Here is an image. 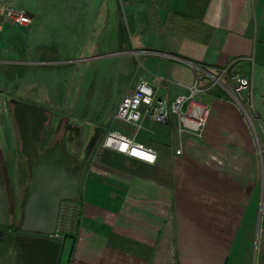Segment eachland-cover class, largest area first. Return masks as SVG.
<instances>
[{
    "label": "crops",
    "instance_id": "obj_1",
    "mask_svg": "<svg viewBox=\"0 0 264 264\" xmlns=\"http://www.w3.org/2000/svg\"><path fill=\"white\" fill-rule=\"evenodd\" d=\"M117 2L123 12L129 3L131 19L129 36L119 24L124 38L112 48L133 54L139 66L112 107L91 112L96 133L80 157L79 215L73 233L59 229L64 240L57 264L68 241L67 264H264V0ZM9 5L31 7L25 0H0V84L20 68L42 92L55 91L48 81L62 69L73 78L78 65L41 59L42 18L29 12L31 26L14 24L4 17ZM108 20L99 15L93 34ZM235 58L231 70L243 65L239 73L252 80V100L242 106L223 76L222 84L200 95L210 108L200 134L180 130L175 116L164 123L145 117L141 127L114 118L118 102L140 80L171 100L187 94L199 75L200 86L210 85L207 74L218 75ZM111 132L151 148L156 160L105 145Z\"/></svg>",
    "mask_w": 264,
    "mask_h": 264
},
{
    "label": "rangeland",
    "instance_id": "obj_2",
    "mask_svg": "<svg viewBox=\"0 0 264 264\" xmlns=\"http://www.w3.org/2000/svg\"><path fill=\"white\" fill-rule=\"evenodd\" d=\"M25 2H29L31 6L28 12L34 15L35 19L42 18L41 22L43 21L42 36L37 37L42 39L44 44L39 51V57L43 60H67L70 64L78 65L79 72L72 70L75 74L72 78L62 69V74L59 73L48 81L56 89L55 91L50 89L49 93L42 92L40 90L42 85L37 81L25 80L20 68L11 69V74L16 77L10 81L3 78L4 82L0 84V141L2 151L8 154L9 177L16 201L15 222L19 217L25 193L27 171L19 154V136L13 120V105L17 101H33L44 105L48 110L50 125H61L57 139L74 145L75 149L79 150L77 156L81 157L87 150L89 138L96 133L93 123L96 122L97 116L92 117L94 109L112 107L124 93L125 85L132 80L135 69L139 66V63L133 62L135 59L133 54L128 55L122 49L119 51L112 48L116 44L114 41L119 38L123 41L124 38L116 29L119 24L125 28L129 36L131 16L127 13L128 2L124 5L125 12L120 9L117 0H25ZM38 10L41 16H38ZM99 15H109L108 24L101 34H93L91 25H94ZM130 49L133 51L131 46ZM130 59L133 68L128 62ZM83 70L86 73L81 75ZM230 88L234 90V85L230 84ZM77 129L79 133L76 132ZM49 131L50 129L47 133ZM78 215L76 201H64L60 213V232L73 233ZM70 245V241L63 245L60 264H67V251ZM13 251L12 249V255ZM0 264L15 263L13 259H9L0 260Z\"/></svg>",
    "mask_w": 264,
    "mask_h": 264
},
{
    "label": "water",
    "instance_id": "obj_3",
    "mask_svg": "<svg viewBox=\"0 0 264 264\" xmlns=\"http://www.w3.org/2000/svg\"><path fill=\"white\" fill-rule=\"evenodd\" d=\"M238 71L243 72V65ZM14 110L23 136V149L30 161V179L15 228L43 235L21 244L23 252L29 256L27 264H57L64 240L57 234L61 206L64 201L79 198L84 161L77 156L79 150L74 145L61 140L34 154L49 116L44 109L25 102H18ZM0 193L3 198L1 187ZM6 208L4 203L0 215L3 210L7 214ZM19 239L23 237L17 236L16 241Z\"/></svg>",
    "mask_w": 264,
    "mask_h": 264
},
{
    "label": "built area",
    "instance_id": "obj_4",
    "mask_svg": "<svg viewBox=\"0 0 264 264\" xmlns=\"http://www.w3.org/2000/svg\"><path fill=\"white\" fill-rule=\"evenodd\" d=\"M126 1L128 0H119L120 3ZM4 17L20 26H31L34 22L33 16L27 10L13 5L6 7ZM239 60V58L233 59L227 66L219 70L218 75L207 74L211 79L208 86H200V80L203 76H197L194 83L189 86L187 94L178 95L171 100L159 97L149 82L140 80L134 90L123 96L118 102L114 118L141 127L145 117H149L154 122L164 123L175 116L180 124V130L200 134L210 112L209 106L201 100L200 95L208 92L216 85L222 84L221 78L223 76L227 77L229 85H234L233 94L242 106L251 102L253 94L251 78L231 70L232 65L237 64ZM104 143L107 146L115 145L120 152L139 160L147 162L156 160V153L151 148L115 132L109 133ZM180 151L177 152L180 153Z\"/></svg>",
    "mask_w": 264,
    "mask_h": 264
},
{
    "label": "flooded vegetation",
    "instance_id": "obj_5",
    "mask_svg": "<svg viewBox=\"0 0 264 264\" xmlns=\"http://www.w3.org/2000/svg\"><path fill=\"white\" fill-rule=\"evenodd\" d=\"M18 102L22 101H17L13 105L12 109V114H13V120L14 124L17 127V132L19 136V145H20V150L19 154L23 158V163L26 166V173H27V183L25 186V190L28 186V182L30 179V161L29 158L27 157L25 150L23 149V136L20 132V128L18 126V123L16 121V116H15V105ZM26 103V102H25ZM30 104V103H29ZM39 107V106H38ZM40 108V107H39ZM47 111V109H45ZM61 128V125L59 124L58 126H51L49 123V119L46 121L42 132L40 134V137L37 141V148L35 149V153L37 154L38 152L44 151L48 146L54 144L56 141H58L59 138V129ZM50 129L49 133H47V130ZM7 152L2 151L0 147V187L2 188V192L4 194V197L2 198V195L0 197V208L2 209V206L4 203L6 204L7 208L6 210L8 211L7 214L3 210L1 215H0V254H3L6 252V250L11 248L14 250V263L15 264H27L29 256L27 255L26 252H23L21 244L23 242H28L33 238L43 236L42 234L38 233H31V232H22L18 231L15 226L20 218L21 214V208L19 211V217L17 221L15 222V211H16V201L14 198L13 189L11 186V180H10V166L8 164V159H7ZM21 159H19V162ZM1 194V193H0ZM24 197V195H23ZM23 201V199H22ZM22 204V202H21ZM21 207V205H20ZM62 207V206H61ZM9 213V214H8ZM61 213V211H60ZM2 222V223H1ZM59 223H60V215H59V222H58V228H57V234H59ZM61 235V234H59ZM20 236L23 237V239H19V241H16V237ZM62 248V246H61Z\"/></svg>",
    "mask_w": 264,
    "mask_h": 264
},
{
    "label": "trees",
    "instance_id": "obj_6",
    "mask_svg": "<svg viewBox=\"0 0 264 264\" xmlns=\"http://www.w3.org/2000/svg\"><path fill=\"white\" fill-rule=\"evenodd\" d=\"M11 253H12V248L10 246L9 249L6 250V252H4L3 254H0V257H1V259L7 261V260H9L11 258V256H12Z\"/></svg>",
    "mask_w": 264,
    "mask_h": 264
}]
</instances>
